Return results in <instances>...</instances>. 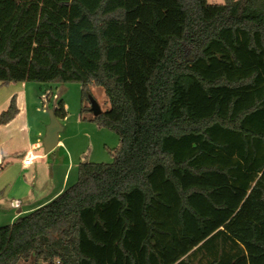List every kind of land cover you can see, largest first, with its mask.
<instances>
[{
    "label": "trees",
    "instance_id": "1",
    "mask_svg": "<svg viewBox=\"0 0 264 264\" xmlns=\"http://www.w3.org/2000/svg\"><path fill=\"white\" fill-rule=\"evenodd\" d=\"M222 1L0 0V83L79 84L81 121L119 139L111 164L80 163L74 185L0 227V264H97L82 236L94 242L87 218L104 227L98 208L113 203L114 250L136 264L123 244L133 193L142 264H165L166 234L196 245L174 264H264V0ZM93 88L110 106L99 116ZM18 111L13 97L0 126ZM166 190L177 231L155 212L172 207Z\"/></svg>",
    "mask_w": 264,
    "mask_h": 264
},
{
    "label": "rangeland",
    "instance_id": "2",
    "mask_svg": "<svg viewBox=\"0 0 264 264\" xmlns=\"http://www.w3.org/2000/svg\"><path fill=\"white\" fill-rule=\"evenodd\" d=\"M207 2L209 4L223 3L222 0H207ZM54 95L55 98H53ZM15 96L21 113L7 128L2 127L3 129H0V227L11 224L13 198L19 199L22 203L45 199L44 193L52 184L47 169L55 165L56 162H67L66 150L73 151L75 164L78 165L82 162L111 164L113 158L110 151L117 148L119 144V139L114 133L100 129L90 122L80 120L81 87L79 84L11 83L2 85L0 83V114L8 109L11 99ZM92 96L99 104L102 112L109 109L108 99L101 88H93ZM59 102L66 104L67 111L66 118H58L63 126V131L59 137L64 146L59 145L50 153L45 154L43 138L46 127L50 123L49 111L56 110ZM86 117H90V115ZM31 122L34 130L29 134L23 131V127ZM31 145L37 146L33 156L40 155L41 160H34L31 168L22 172L20 170L21 159L25 157ZM37 162L46 165V170L43 171L46 173L43 174L44 176L40 174L42 171L36 167ZM60 173H62V169ZM60 173L58 172L57 176H54L55 186L60 182ZM69 174L67 181L70 187L77 181V169L71 170ZM163 194L166 200L171 202L172 207L166 208L158 205L155 212L159 218L163 219L165 231L171 229L177 231L175 201L169 191L166 190ZM241 194L242 192H240V196ZM128 200L126 214L132 226L123 244L135 257L136 264H142L144 249L141 243L147 234L141 218L142 196L133 193ZM5 207L11 211H2ZM117 210V203L106 208H98L99 215L105 222L104 227L94 224L92 216L87 218L89 227L93 232L94 242L86 239L84 235L82 236L81 248L83 252L94 257L97 264H129L128 259L122 258L120 250H114L113 247L121 229V220L117 217ZM185 222L189 232L195 234L200 242L207 237L202 236L197 231L195 223L188 215L185 216ZM221 227V224L210 226L209 229L211 230L207 235H211ZM163 245L166 249L165 254H163L165 264L176 263L196 247V245L179 241L178 236L171 244L167 234L164 236ZM156 248L159 251L158 245ZM85 263L88 264V262ZM19 264L27 263L20 262Z\"/></svg>",
    "mask_w": 264,
    "mask_h": 264
},
{
    "label": "crops",
    "instance_id": "3",
    "mask_svg": "<svg viewBox=\"0 0 264 264\" xmlns=\"http://www.w3.org/2000/svg\"><path fill=\"white\" fill-rule=\"evenodd\" d=\"M53 98H55V95L53 96ZM15 101H16L17 108L19 110L18 111V114L14 117V119H12L6 125H1L0 126V129L2 127L3 128H7L11 123H13L15 121L16 117L20 115L21 109L19 108V104L17 102L16 96H15ZM64 109H65L66 116H67L66 104H64ZM78 119H79V117H78ZM33 130H34V126H33L32 122L29 125H25L23 127V131L28 132L29 134H31ZM2 143H4V142H2ZM59 145L62 146V147L64 146V143L60 140V137H59V143H58L57 146H59ZM36 148H37V146L31 145V147L27 151L25 157H23L21 159L20 170L22 172L28 171L31 168V166L34 164V161H33V163L30 166H28L26 168H23L22 167V161H23V159L24 158H27V157H30V155L33 156L34 151H36ZM66 152H67L66 153V160H67V162H58V163L56 162L55 165H53L51 168H48L47 169V171H48L47 173H49V176L48 177H49V179L51 178L52 184H51L50 188L44 193L45 195L43 197H45V199L40 200V201L33 200V201L27 202V203H22L19 199H15V198L12 199L13 206H12V212H11V214H12L11 224H12V222H14L13 220H16L19 217L25 216L28 213H30L31 211L39 208L40 206L49 203L54 198H56L59 194H61L62 192H64V191L67 190V188L69 187V185H68L69 183L67 181L68 180V176L70 175L69 172L71 170L75 169V168L77 169L78 164H75V157H74L73 151L66 150ZM33 157H35L34 160H41L40 155H36V156H33ZM39 164H42V163L41 162H37V166L36 167L40 171H42L40 174H42V175L43 174H46V173H43V171L46 170V165L42 164L43 167L42 168H39V166H38ZM61 169H62V173H60V170ZM58 172L61 174V176H60V182L58 183L57 186H55L56 183H55L54 180H55V177L57 176ZM2 211H4V212H10L11 209H8V208L5 207V208L2 209Z\"/></svg>",
    "mask_w": 264,
    "mask_h": 264
},
{
    "label": "water",
    "instance_id": "4",
    "mask_svg": "<svg viewBox=\"0 0 264 264\" xmlns=\"http://www.w3.org/2000/svg\"><path fill=\"white\" fill-rule=\"evenodd\" d=\"M90 111L93 116H99L102 110L94 99L93 96H89ZM50 123L46 127L45 136L43 138V147L45 154L50 153L59 143V134L63 131V126L56 118L54 111H49Z\"/></svg>",
    "mask_w": 264,
    "mask_h": 264
},
{
    "label": "built area",
    "instance_id": "5",
    "mask_svg": "<svg viewBox=\"0 0 264 264\" xmlns=\"http://www.w3.org/2000/svg\"><path fill=\"white\" fill-rule=\"evenodd\" d=\"M34 158L35 157H33V156L24 158L23 161H22V167L23 168H26V167L30 166L33 163V161H34ZM38 166H39V168H42L43 167L42 164H39Z\"/></svg>",
    "mask_w": 264,
    "mask_h": 264
}]
</instances>
